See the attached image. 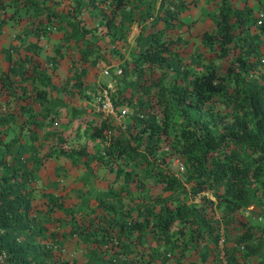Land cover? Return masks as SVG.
I'll return each mask as SVG.
<instances>
[{
  "label": "trees",
  "instance_id": "16d2710c",
  "mask_svg": "<svg viewBox=\"0 0 264 264\" xmlns=\"http://www.w3.org/2000/svg\"><path fill=\"white\" fill-rule=\"evenodd\" d=\"M138 1L81 4L99 11L105 35H115L116 11L126 5L134 21L149 27L117 75L120 81L134 74L135 88L128 97L111 96L114 106L131 108L124 134L105 121H84L83 132L104 144L101 154L65 147L64 129L47 128L34 148L24 144V116L38 122L35 131L49 127L55 110L66 106L62 97L70 87L55 84L33 53L8 57L0 68V264H75L69 256L77 249L99 264H181L207 242L216 246L220 224L232 215L243 230L224 253L228 263L246 264L263 248L264 63L256 58L262 44L256 36L234 42L236 22L245 26L251 9L218 0L213 28L199 34L201 47L213 56L181 75L169 32L193 0ZM2 7L24 11L25 33L37 38L63 28L66 41L78 46L93 29L76 19V11L64 15L44 0H0ZM12 127L17 133L5 140ZM71 153L117 170L107 194L86 210L70 208L65 196H35V158ZM174 162L181 170L172 169ZM248 208L257 220L241 224ZM67 209L62 219L53 216ZM259 262L264 256L254 264Z\"/></svg>",
  "mask_w": 264,
  "mask_h": 264
},
{
  "label": "rangeland",
  "instance_id": "374dc122",
  "mask_svg": "<svg viewBox=\"0 0 264 264\" xmlns=\"http://www.w3.org/2000/svg\"><path fill=\"white\" fill-rule=\"evenodd\" d=\"M85 1L44 0L46 4L50 3L54 9L62 11L64 15L71 10L76 11V19L93 27L86 37L80 40L78 46L66 41V30L63 28L53 29L49 37L37 38L34 34H27L25 25L28 19L24 11L11 14L10 8H0V68L5 66L8 57L14 58L25 53L28 55L33 53L37 60L48 66L51 79L55 84L66 82L70 87L69 95L62 97L66 101V106L55 110L54 121L49 127L48 123H44L35 131L39 125L38 122H32V117L24 116L26 120L24 126L27 130L23 131L21 140L33 148L37 146L41 134L47 128L54 131L64 129L69 139L64 144L65 147H69L68 149L83 147L88 153L98 155L101 154L104 144L99 140L89 138L83 132L84 121L91 124L108 122L123 135L126 125L131 120L130 107L114 106L113 103L111 107H108L102 102V98L105 93L110 97L112 95L116 97L117 94L128 97L135 88L134 74L131 73L125 79L118 81L116 70L142 45L149 27L147 22L134 21L133 14L126 5L116 11L115 35L112 37L105 35L99 30L101 22L99 11L81 6ZM110 1L107 0L106 4H110ZM139 1V5H144L149 0ZM226 1L238 9H251L245 26H239V22H236L234 42L239 45L244 43L245 39L256 36V41L262 44L256 52V58L264 63V0ZM217 3L218 0H193L187 9L182 11V22H179L169 32V36L177 42L176 47L181 57V66H179L181 75L184 69H188V74L194 72L201 62L205 63L210 55L213 56L210 50L201 47L199 34L213 28L211 19L216 15ZM216 63L220 62L216 60ZM57 96L61 97V95ZM79 123L80 126L76 129ZM16 133L17 128L12 127L4 137L5 140ZM54 138L55 132L49 141L52 143ZM45 149L47 147L41 149L39 154H43ZM29 158L31 159V156ZM171 167L175 171L178 169V164L174 162ZM32 169L37 199L47 196H65L70 198V208L74 210H86L93 207L107 194L109 185H113L111 182L117 172L115 168L98 166L93 160L86 161L73 153L63 155L62 158L37 157L32 163ZM220 211H225V209ZM67 212L68 209L55 212L53 216L62 219ZM256 220L248 208L241 224L252 223ZM57 227L60 231L66 230L62 223L57 224ZM220 227L216 246L207 242L196 253L187 254L181 264H200L201 257L205 258L203 264H229L224 253H228L229 249L234 246L243 228L236 224L233 215L229 216L228 221H222ZM262 247L258 253L247 256L248 263L246 264H254L263 258L264 243ZM71 248L72 246L68 249L71 250ZM70 252L69 257L75 264H99L87 260L88 257L84 250L77 249ZM259 264H264V262H259Z\"/></svg>",
  "mask_w": 264,
  "mask_h": 264
},
{
  "label": "built area",
  "instance_id": "2783aa9c",
  "mask_svg": "<svg viewBox=\"0 0 264 264\" xmlns=\"http://www.w3.org/2000/svg\"><path fill=\"white\" fill-rule=\"evenodd\" d=\"M116 72L119 73L120 70L117 69ZM102 102H103L106 106L111 107V104H112L111 97H110L107 93H105V94L103 95ZM178 169L181 170L179 164H178Z\"/></svg>",
  "mask_w": 264,
  "mask_h": 264
}]
</instances>
